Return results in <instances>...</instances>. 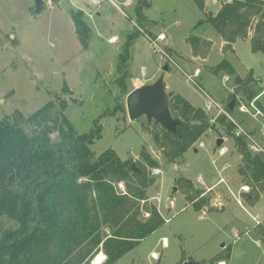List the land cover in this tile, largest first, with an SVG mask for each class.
<instances>
[{
    "label": "rangeland",
    "instance_id": "obj_1",
    "mask_svg": "<svg viewBox=\"0 0 264 264\" xmlns=\"http://www.w3.org/2000/svg\"><path fill=\"white\" fill-rule=\"evenodd\" d=\"M115 1L120 8L105 0L98 11L101 15L95 11L86 16L92 37L89 49L83 50L74 23L58 8L46 3L34 15L30 6L36 0H0V121L18 109L30 115L50 100H65L69 103L66 114L79 132L90 131L99 119L102 137L92 146L97 156L113 148L123 159L138 160L146 146L157 159L159 167L152 169L156 182L148 195L165 220H169L115 264H174L180 260L183 249L190 264H196L219 254L224 244L232 248V264H264V242L255 231V216L264 218V196L255 206L240 204L237 177L233 193L226 186L216 190L226 208L207 212L197 211L180 191H174L175 180L180 176L190 178L196 185L201 176L205 185H210L238 167L242 155L226 129L218 124L217 130L207 131L187 151L185 162L168 163L154 137L144 130L146 117L130 120L126 106L134 84H150L163 78L168 94H181L193 105L202 107L214 122L222 114L217 108L207 109L209 97L213 98L244 128H254L253 138L264 147V114L252 116L255 109L248 104L250 100L234 93L239 86L236 75L210 71L211 66L226 59L237 75L252 79L246 86L241 84L243 94L249 90L255 95L261 93L259 101L264 107V54L252 50L249 38L237 40L233 49L225 52L224 41L214 27L208 22L200 23L216 14L224 0H205L204 9L195 0H147L143 11L151 21L142 28L134 7ZM135 30H140L139 36L130 44L129 77L126 87L121 88L115 82L118 57L129 38L128 32ZM161 32L167 39L160 46L170 58L155 51L149 39V35L155 38ZM114 35L117 38L110 40ZM190 37L212 41L206 58L194 56ZM196 68L201 69V74L191 80L188 75H193ZM65 85L72 91H65ZM233 98L235 108L230 111L228 105ZM117 99L122 101L124 111L110 115ZM242 105L250 113L241 112ZM58 136L55 133L53 138ZM220 138L224 140L222 146H218ZM222 147L235 150L219 156ZM228 163V170L220 171ZM5 217H0V236L14 226ZM163 235L168 237V248H163L159 240ZM153 249L163 255L160 262L149 254Z\"/></svg>",
    "mask_w": 264,
    "mask_h": 264
},
{
    "label": "trees",
    "instance_id": "obj_2",
    "mask_svg": "<svg viewBox=\"0 0 264 264\" xmlns=\"http://www.w3.org/2000/svg\"><path fill=\"white\" fill-rule=\"evenodd\" d=\"M195 1L205 8V0ZM147 4V0H138L135 6L140 28L151 21L143 11ZM68 11L83 50H88L92 30L83 11ZM202 22L210 23L218 32L225 52L233 49L237 40L249 38L252 50L264 54V0L223 2L216 14ZM139 31L128 32L119 53L115 82L121 88L126 87L129 77L130 44ZM189 39L194 56L206 58L212 41ZM210 71L236 75V85L246 86L252 81L237 75L226 59L211 66ZM63 89L72 91L67 85ZM244 94L249 100L257 96L250 90ZM168 97L171 116L178 121L177 131L155 121L147 120L144 125L165 160L185 162L187 151L220 124L242 155L237 172L250 190L241 197L246 205H255L264 194V151L253 150L246 136L237 135L236 125L226 115L213 122L202 107L181 94L172 92ZM117 101L110 115L124 111L122 101ZM68 104L50 100L30 115L18 109L0 121V217L14 223L0 236V264H115L166 223L148 195L156 182L152 169L159 167L157 159L146 146L138 160L123 159L113 148L97 156L92 146L102 137L99 119L90 131L81 133L66 114ZM55 133L59 135L56 139ZM174 186V191H180L197 211L226 208L225 203L214 205L216 190L197 187L190 178L180 176ZM257 232L264 242V225H259ZM185 253L183 249V258L175 264H184ZM231 256L232 248L226 246L196 264H219Z\"/></svg>",
    "mask_w": 264,
    "mask_h": 264
},
{
    "label": "crops",
    "instance_id": "obj_3",
    "mask_svg": "<svg viewBox=\"0 0 264 264\" xmlns=\"http://www.w3.org/2000/svg\"><path fill=\"white\" fill-rule=\"evenodd\" d=\"M116 7H118V8H120V6H119V4L115 1V0H110ZM119 2H121L122 3V5L123 6H127V7H134V9H135V6H136V4H137V2H138V0L137 1H134V0H118ZM228 1H231V0H228ZM105 2V0H44V4L42 5V6H45V4L46 3H48L52 8H58V10H60L62 13H64V15H67L68 16V18H70V20H72L71 19V14L69 13V11H68V9L69 8H74V9H76V10H82L83 11V13H84V18H86V16H91V15H93V13H95V11L96 12H98V11H100L99 9H102L101 8V6H102V4ZM224 2H225V0H224ZM30 8H31V10H32V14H34V9H35V5H33V4H31V6H30ZM124 12V11H123ZM40 13V12H39ZM124 13H126V12H124ZM98 15H101L102 14V12H98L97 13ZM34 15H37V14H34ZM66 16V17H67ZM86 20V19H85ZM87 21V20H86ZM73 22V21H72ZM159 34H163L162 32L161 33H159ZM158 34V35H159ZM11 36L12 37H14V34H11ZM117 38V36H112V38L110 39V40H112V41H114L115 39ZM167 39V38H166ZM224 44H225V42H224ZM198 59V58H197ZM146 73H148L147 71H146ZM152 82V81H151ZM145 83L146 82H141V81H139V84H134L135 86V88L134 89H136V88H138V87H140V86H142V85H145ZM166 86V88H168L167 87V85H165ZM263 91H264V89H263ZM174 92V91H173ZM174 93H176V92H174ZM261 94V93H260ZM260 94H258L255 98H253L252 100H254V99H256V104H257V106L261 109V111H262V114H259V115H263L264 114V107L260 104V101H259V97H260ZM247 100V99H246ZM251 101V100H250ZM252 116H253V114H252ZM256 116H258V115H256ZM242 126V125H241ZM243 127V126H242ZM244 128V127H243ZM244 129H246V128H244ZM252 129H254V128H251L250 127V131L248 130V129H246L251 135H252V137H253V134H254V131H251ZM255 132H256V130H255ZM262 132H264V130L262 131ZM224 142V141H223ZM258 144V143H257ZM234 145H235V143H234ZM258 146H260L259 144H258ZM260 147H262V146H260ZM235 148H237L236 146H235ZM235 148H233L232 150H229L228 151V149L227 148H221L220 150H219V156H224V155H226V154H228V152H230V151H233V150H235ZM262 148H264V147H262ZM242 163V160H241V162L239 163V165ZM239 165H238V167H239ZM238 167L235 169V170H233L232 171V173H230L229 175H227V177L226 178H224V177H221L216 183L214 182V183H211L210 185H205V183H204V181L202 180V178H201V176H199V179H198V182H199V185H196V183H194L197 187H202V188H204V189H207V190H212V189H214V190H217V189H219V188H221L222 186L223 187H228L229 188V191H230V193H233V191H234V189L235 188H237V186H236V184L235 185H233L234 183H235V180L237 179V177H238V180L240 181V184H239V188H238V190H237V194H238V197H239V199H238V201H239V203L240 204H243L244 206H247L243 201H242V197H241V195H242V193L243 192H248L249 190H247L245 187L247 186V185H245L244 183H243V181H242V177H241V175H239V173L237 172V169H238ZM228 168H229V163L228 164H223V166H222V168H221V170L220 171H224V170H228ZM231 186H230V185ZM178 193V192H177ZM264 196V194H262V196H261V198H260V200L262 199V197ZM229 198H230V195H229ZM216 199V202H214V205H217V206H221V205H223V202L222 201H220L219 199H218V197H216L215 198ZM259 200V201H260ZM258 201V202H259ZM257 202V203H258ZM256 203V204H257ZM255 204V205H256ZM172 205H174V201L173 200H171V206ZM255 205H252V206H255ZM251 206V205H250ZM159 209V208H158ZM206 210V209H205ZM203 212H205V211H203ZM256 217V228H255V231L257 232V228H258V226L259 225H264V218L261 220L260 218H258L257 216H255ZM167 221L169 220V219H166ZM258 221L259 222H261L260 224H258ZM257 234H258V232H257ZM258 236H259V234H258ZM260 237V236H259ZM148 238V237H147ZM147 238H145L142 242H144ZM261 238V237H260ZM159 240H162V244H163V248H168L169 247V240H168V237L167 236H165V235H163L162 237H160V239ZM263 241V240H262ZM141 242V243H142ZM226 247V245L224 244L223 245V249ZM150 255H151V257L152 258H154V259H158V261L160 262L161 261V259H162V254H160L159 252H157L156 250H152L150 253H149ZM183 258V256H181V258H180V260ZM186 258V260H185V262H191V261H189V258L186 256L185 257ZM179 260V261H180ZM179 261H177V262H179ZM176 262V263H177ZM193 262H195L194 260H193ZM221 262H226V264H232V259H230L229 261H221ZM175 264V263H174Z\"/></svg>",
    "mask_w": 264,
    "mask_h": 264
},
{
    "label": "water",
    "instance_id": "obj_4",
    "mask_svg": "<svg viewBox=\"0 0 264 264\" xmlns=\"http://www.w3.org/2000/svg\"><path fill=\"white\" fill-rule=\"evenodd\" d=\"M228 0H225L227 2ZM44 0H36L34 14L41 11ZM168 69V67L166 68ZM241 85L234 88V93L244 98ZM236 98H233L228 105L230 110L235 108ZM126 106L130 120L134 121L143 116L151 123L160 124L168 130L177 131L178 121L174 120L169 110V97L163 78L153 83L142 85L128 94ZM223 139L218 140V146H222ZM135 164L133 169H135ZM185 264H190L187 262Z\"/></svg>",
    "mask_w": 264,
    "mask_h": 264
},
{
    "label": "built area",
    "instance_id": "obj_5",
    "mask_svg": "<svg viewBox=\"0 0 264 264\" xmlns=\"http://www.w3.org/2000/svg\"><path fill=\"white\" fill-rule=\"evenodd\" d=\"M149 39L151 40L152 44H153V47H154V50L157 51V52H163L167 57L170 58L169 54L162 49V47L160 46V42L162 41H165L166 40V36L164 34H159L157 35L155 38L154 37H150L149 36ZM201 74V69L200 68H196L195 69V72L193 75H188V77L191 79V80H194V77H199V75ZM210 98V102L208 103L207 105V109L210 110L212 108H217L219 109V113L220 114H224L226 115L237 127L236 129V134L237 135H243V136H246L249 141L251 142L250 143V146L253 150L255 151H264V148L258 146V144L256 143L255 139L252 137V135L246 130L244 129L241 124L236 121L225 109H223L221 107L220 104H218L213 98L209 97ZM248 104L250 105L251 108L255 109V113L253 114V116H256V115H259V114H262V111L261 109L257 106L256 104V99L254 100H251L250 102H248ZM240 111L243 112V113H250L249 112V109L247 108L246 105H242L239 107ZM247 190H249L250 188L248 186L245 187ZM261 222L258 221V224H260ZM219 264H226V262H219Z\"/></svg>",
    "mask_w": 264,
    "mask_h": 264
}]
</instances>
